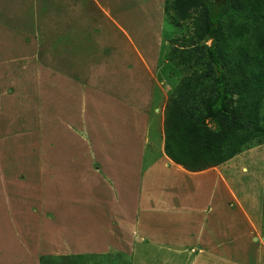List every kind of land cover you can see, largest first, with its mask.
Returning <instances> with one entry per match:
<instances>
[{"label":"rangeland","instance_id":"obj_1","mask_svg":"<svg viewBox=\"0 0 264 264\" xmlns=\"http://www.w3.org/2000/svg\"><path fill=\"white\" fill-rule=\"evenodd\" d=\"M14 2L24 24L15 20V56L9 41L0 60V264H44L45 253L65 264H264V145L198 174L163 154V110L180 77L166 56L186 30L170 25L164 0H38L32 18L29 0ZM77 28L79 55L61 42ZM146 87L155 100L134 104ZM109 171L136 186L110 193ZM145 177L180 180L167 194L184 205L163 199L170 211L158 214L139 191Z\"/></svg>","mask_w":264,"mask_h":264},{"label":"trees","instance_id":"obj_2","mask_svg":"<svg viewBox=\"0 0 264 264\" xmlns=\"http://www.w3.org/2000/svg\"><path fill=\"white\" fill-rule=\"evenodd\" d=\"M163 13L186 25L166 56L180 77L163 110L164 156L198 174L263 146L264 0H164Z\"/></svg>","mask_w":264,"mask_h":264},{"label":"crops","instance_id":"obj_3","mask_svg":"<svg viewBox=\"0 0 264 264\" xmlns=\"http://www.w3.org/2000/svg\"><path fill=\"white\" fill-rule=\"evenodd\" d=\"M5 1L6 0H0V60L1 59H3L2 57L4 56V48H6L7 47V45L9 44L8 42L9 41H11L10 42V46L8 47V48H11L12 47V50H13V56H15L14 54H15V51H14V43L15 42H19L20 41V38H21V31H20V28L19 27H17L16 26V24H15V20H16V22L18 23V26H20L21 24H24V23H19L20 21V19H21V15H20V9H21V5H20V3L19 2H17V3H15L14 2V0H12L10 3H8V4H5ZM45 1H48V0H45ZM147 1V0H146ZM39 3H42V4H40V7H41V9H44V10H47L48 9V6L47 5H45V3H43V2H39ZM4 6H7L8 8H5ZM13 7V9H14V12H13V10L11 11V13H10V10H11V8ZM20 7V8H19ZM37 10H38V0H29V8H28V11L29 12H31V13H29V16L32 18V16H31V14H32V11H33V13H37ZM43 10V11H44ZM69 10H72V9H69ZM75 13V12H74ZM73 13V14H74ZM71 13H67V16H69ZM102 14L105 16V18L106 19H108L110 22H113L116 26H117V24H116V22H114L112 19H111V17L109 16V14L107 13V12H104V11H102ZM47 15V13H45V16ZM71 18V17H70ZM26 20H27V22H32V23H34V24H36L35 22V19L33 18V21H31V19H27L26 18ZM73 20H74V22L76 21V19H75V17H74V15H73ZM91 24V23H90ZM73 25L74 26H76L74 23H73ZM82 26V25H81ZM80 26V27H81ZM115 26V27H116ZM76 27H78V26H76ZM118 27V26H117ZM120 29V28H119ZM81 30L79 29V28H77L76 29V31H74V30H70L69 31V35H70V37L69 36H67V38L65 39V38H61V42L62 43H66L67 44V46L69 47H72L70 50H75L76 52H77V55H79V53H80V50H81V45H79V38H81L80 37V32ZM82 31H84L83 29H82ZM75 34H76V36L78 37H75ZM71 43H75V45H71ZM127 52V54L125 55V58H130V56H129V51H126ZM122 53H124V51L122 52ZM72 55H74V56H76V53L74 52V53H71ZM18 55V54H17ZM16 55V56H17ZM137 56H139V60H140V62L142 63V65H143V70H145V75H147V76H150V78H151V73H152V67H150V64H149V62L148 61H146L145 59L143 60V58H141L142 56L141 55H139V53H137ZM68 57H71V55L70 56H68ZM3 64V61H0V65H2ZM159 67V65L157 64V68ZM114 70V69H113ZM113 75L115 74V72L114 73H112ZM110 78V83L113 85V84H115V83H119L118 81H117V79L115 80L114 78H116V77H109ZM113 79V80H112ZM112 80V81H111ZM141 80H143V79H141ZM141 80H139V81H134V83L133 84H131V82H129V83H126V84H124V85H141ZM146 81L147 82H144V85H155L148 77H146ZM160 85H161V83H159ZM151 91V89L149 90L147 87H146V89L144 90V89H141V88H139L138 90H137V93L139 94V96L140 97H138L137 98V100L136 101H133L134 102V104L135 103H137V102H139L140 100H143V103L141 104V105H149L151 102H153L155 99H154V95L155 94H151V93H149ZM143 92H144V95H143ZM130 93H131V90L128 92V95H130ZM141 95H143V96H141ZM162 95L165 97V93H162ZM132 94L130 95V96H123V98L122 99H124V98H127V100L129 101V102H131V100L129 99L130 97L132 98ZM125 100V99H124ZM157 111V110H156ZM145 119H147V115H146V117H145ZM148 121H149V117H148ZM130 139H131V137H130ZM163 151V150H162ZM164 154V153H163ZM169 161V160H168ZM155 165V163L154 164H152V165H149V169L151 170L152 169V167ZM176 168H178V169H180L182 172H184V173H186V174H189V173H187V172H185L182 168H180L179 166H176V165H174ZM111 168H116L114 165L113 166H110L109 167V170L111 169ZM217 168H215V169H211V170H216ZM141 172H142V170H141ZM110 171L108 172V174L106 175L108 178H109V180H108V183H109V187H110V193H114V192H116L117 190H119L120 189V194H121V196H123V191H124V189H127L128 187H130V186H136V184L134 183L135 181L134 180H130V182L132 181V185H127V181H126V179L124 180L123 178H121V179H114L113 177L114 176H111L110 175ZM140 175L143 177V173H140ZM141 177V178H142ZM146 178L147 177H145V179L143 178L142 180H140V185H139V187H140V189H139V191H140V193H141V195H142V197H144V199H143V202L145 201V200H148V198H150L151 199V202H157V207H158V214L161 212V210L163 209V211H166L165 209H167V208H165L163 205L164 204H166V205H169V201L168 200H166V201H163V202H161L163 199H169L170 200V198L171 197H173V199H175V200H177L178 202H179V206L181 207V206H183L184 205V202H183V200H181V199H177L176 198V195H179V193L177 192L176 194H173V195H168L167 194V190H170L171 189V187H173V188H175L176 187V184L180 181H178V182H176L175 183V185H171V186H167V185H164V184H162L161 183V181H159V180H154V179H151L152 181H153V183L151 184V182H148V180H146ZM158 181V182H157ZM129 182V183H130ZM164 182L166 183V180H164ZM167 184V183H166ZM113 187V189H112V187ZM138 186V185H137ZM143 186H145L144 188H143ZM152 186H154L155 188V190H153V189H150L149 187H152ZM122 188H124V189H122ZM176 189V188H175ZM181 192V191H180ZM151 195L152 196H154V197H151ZM180 196V195H179ZM115 197H117V196H114V203L115 204H117V198H115ZM185 197V196H184ZM185 199H188V197H186ZM184 199V200H185ZM149 201V200H148ZM150 202V203H151ZM111 203L113 204V202L111 201ZM175 203H176V201H175ZM163 204V205H162ZM116 207V206H115ZM120 208H121V206H120ZM141 209L142 210H145V211H149V209H150V207H149V205H147V208H145L144 209V207H141ZM172 209H176V208H172ZM171 209V210H172ZM170 211V209H167V212H169ZM123 212V211H122ZM207 212H208V210H207ZM135 216H139L138 215V211H137V213H135ZM157 216V215H156ZM137 219H138V217H137ZM155 221V220H154ZM77 224V226H75V231L74 232H76L77 230L79 231V229H80V227H78V226H80V223H79V221H77L76 222ZM142 226V224H140V223H138V225H136L135 227H134V230H132V232L134 231V233L136 232V229L137 228H139V227H141ZM148 228H150L149 227V225H148ZM49 238V237H48ZM35 238H33V237H30L29 238V241H28V243L27 242H22V245H23V243H24V245H25V247H26V254H28V255H30V254H32L33 253V251H32V249L30 250L29 248H30V246H33L34 244H35ZM86 243H87V241H85ZM27 245H28V247H27ZM159 246V245H158ZM65 247H67L68 249H69V251H74L73 249H72V246L69 244H66V246ZM160 248H162V246H160ZM24 250V251H25ZM18 251H20V250H18ZM17 256L18 255H16L15 256V258H17ZM48 256H52V257H60V256H55V255H48V253H45L44 254V257H48ZM72 256H74V255H72ZM15 258H13L14 260H15ZM6 259H8V257L6 258Z\"/></svg>","mask_w":264,"mask_h":264}]
</instances>
